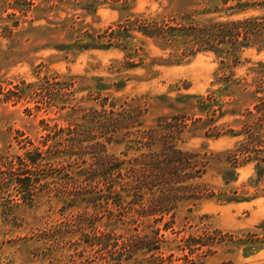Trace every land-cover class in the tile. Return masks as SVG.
<instances>
[{
    "label": "rangeland",
    "instance_id": "1",
    "mask_svg": "<svg viewBox=\"0 0 264 264\" xmlns=\"http://www.w3.org/2000/svg\"><path fill=\"white\" fill-rule=\"evenodd\" d=\"M223 1L0 0V264H264V176L255 162L230 185L217 174L241 147L264 146V47L235 65L185 55L193 38L142 32L187 16L264 26V7L203 13L233 3ZM37 149L41 181L22 203L9 168ZM235 189L249 199L203 195ZM169 192L180 197L174 219L145 216L173 209ZM157 227L164 241L145 236ZM207 229L226 242L191 253L186 239ZM243 237L260 241L247 250Z\"/></svg>",
    "mask_w": 264,
    "mask_h": 264
},
{
    "label": "trees",
    "instance_id": "2",
    "mask_svg": "<svg viewBox=\"0 0 264 264\" xmlns=\"http://www.w3.org/2000/svg\"><path fill=\"white\" fill-rule=\"evenodd\" d=\"M223 2L227 4L230 2V0H226ZM260 7H264V0H233V3L228 5L226 9H223L218 6L212 10L207 9L203 13L210 14L225 11L227 17H232L235 14H241L246 11H249L250 9H257ZM259 20L260 18L257 16H250L244 19L237 20H233L231 18H229L227 21H217L214 19H210L207 22H202L195 21L194 19H191V17L187 16L185 17V19H183V21H181L177 25L168 26L167 28L162 29H154V31L148 29V27H145L142 29V32L152 37L161 35L165 39L172 40V44H174V42H177L178 40H181V38L184 37L193 38V42H195L196 48L194 50L185 49V55L195 54L198 51H213L221 57L225 55L227 61H232L233 64L236 65L240 61L242 50L251 46L264 47V26H261ZM113 34H115L116 36V33ZM114 44L115 43L111 41L110 43L103 45L87 44L84 46L85 48H88L90 46H102L108 48L114 46ZM222 63H224V61H222ZM257 109H259V111L263 110L264 112V108L260 110L259 105H257ZM242 144H244V142H242ZM254 148L255 147H241V149H238L235 153L231 155L229 159H227V161H229L230 163H228L223 168L219 169V171H217V174H221V179L226 185H230L231 182L235 180L236 171L239 166L251 162L256 163L257 176L258 179L261 180V178L264 176V146L261 144L259 145V147L255 149ZM36 151L37 153L28 151L25 156L26 158L20 156L17 157L19 163L22 165L20 169H14V166L9 168V175L12 179H15L16 184L20 188L21 193L18 199H20L22 203L34 201V194L32 192L33 189L31 188L35 185V183L41 181L40 176H38L37 173H34V170L36 171L38 169L40 159L44 158L42 151H38V149ZM242 157L244 158L243 160L240 159ZM166 163L167 161L165 162V164ZM169 184V182L166 183V185ZM204 193L205 194L203 195H205L206 198L218 197L219 199H224L227 201H243L249 199V197H244V195H240L238 189L231 190V193L233 195L228 194V190H222L221 193H217L215 190H210L205 191ZM168 196L170 197V202L174 206H172L173 209H168L164 206L154 207V209L150 206L148 208H145V210L143 211L145 216L160 214L159 219H163L165 215L172 214V219H174L175 215L177 214L176 203L180 199V197L178 195H172L170 192L168 193ZM14 200L16 201V199ZM159 201L161 200L157 199V202ZM19 204L20 201L15 202L16 206H19ZM195 204L198 205V203ZM171 227L172 225H168V223L164 226L165 229H169ZM161 230L162 228L157 227L156 229H152L151 232L148 231L145 236L149 238H154L159 242L164 241L166 235L163 234ZM208 230L210 229L205 230L203 236L193 237V235H190V237L186 239V241L189 242V245L186 248H188L191 253H193V248L195 246L202 247L204 245H207L209 247V250H213L214 247L220 246L224 242H226L223 236H221L220 238L218 237L217 239L216 236H212L213 231L212 233H208ZM205 237L207 238L205 239ZM210 238H212L211 241ZM239 239V242H242L247 245V250L250 247L255 246L254 244H257V242L260 241L259 238L253 240L246 239L243 237ZM236 242L238 241L235 239V236L231 234L230 243ZM153 249L162 252V246L160 245V243H158V245H156ZM152 252L155 253L156 251ZM173 257L174 255H170L168 257L164 255H152V258L148 260V264H173ZM185 258L189 260V264H196V262L190 259V255H185Z\"/></svg>",
    "mask_w": 264,
    "mask_h": 264
}]
</instances>
